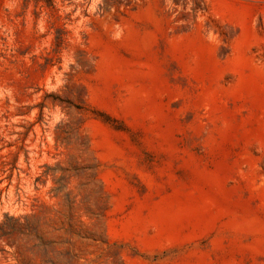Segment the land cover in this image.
<instances>
[{
	"label": "rangeland",
	"instance_id": "374dc122",
	"mask_svg": "<svg viewBox=\"0 0 264 264\" xmlns=\"http://www.w3.org/2000/svg\"><path fill=\"white\" fill-rule=\"evenodd\" d=\"M0 264H264V0H0Z\"/></svg>",
	"mask_w": 264,
	"mask_h": 264
}]
</instances>
